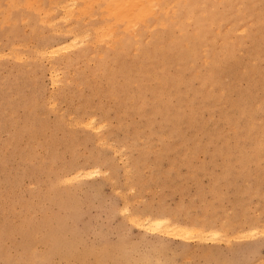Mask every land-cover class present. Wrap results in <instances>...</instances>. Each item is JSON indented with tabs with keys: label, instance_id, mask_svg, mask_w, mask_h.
<instances>
[{
	"label": "rangeland",
	"instance_id": "374dc122",
	"mask_svg": "<svg viewBox=\"0 0 264 264\" xmlns=\"http://www.w3.org/2000/svg\"><path fill=\"white\" fill-rule=\"evenodd\" d=\"M263 231L264 0H0V264H264Z\"/></svg>",
	"mask_w": 264,
	"mask_h": 264
},
{
	"label": "bare ground",
	"instance_id": "6f19581e",
	"mask_svg": "<svg viewBox=\"0 0 264 264\" xmlns=\"http://www.w3.org/2000/svg\"><path fill=\"white\" fill-rule=\"evenodd\" d=\"M136 2L140 1L141 0H135ZM129 3H130V0H129ZM133 3V5H135L136 3H134L133 1L131 2V4ZM70 5V4H69ZM63 16V15H62ZM135 21V20H134ZM136 28V27H135ZM134 28V30H135ZM72 44V43H71ZM62 45V44H61ZM89 119V117L87 118ZM88 122V121H86ZM104 141V140H103ZM83 172H81L82 174ZM86 177V176H85ZM128 210V209H127ZM133 217V219L136 221L137 224H142V221L140 218H136L134 215L131 216V218ZM142 218V217H141ZM130 220V219H128ZM144 225V224H143ZM147 225H150L149 227H153V228H160L161 229V233L164 232L166 234H173V235H180L182 237H191L192 235L195 237H210V239L212 238H217L220 236L218 235L219 231L217 229H214L212 227H209V228H203V227H199V225H197L196 223H187L185 221H181V220H172L170 217H167V216H163V217H160V216H150L148 219H147V222L145 223L144 226H147ZM143 227V226H142ZM158 229V230H160ZM252 230L256 231L254 228H252ZM251 230V231H252ZM260 230V229H259ZM154 231V230H153ZM250 231V230H248ZM253 231V232H254ZM258 231V229H257ZM254 232V233H257ZM262 231V230H260ZM151 232V230H150ZM252 232V233H253ZM264 232V231H263ZM261 232V233H263ZM246 234L247 236V233L245 232L243 235H240V238L241 236H244ZM251 234V233H250ZM254 235V234H253ZM175 237V236H174ZM221 237V236H220ZM225 237V236H224ZM223 237V238H224ZM227 237V236H226ZM234 237V236H231V238ZM179 238V237H178ZM230 238V236H229ZM237 238V237H235ZM203 239V238H202ZM209 239V240H210ZM207 240V238H206ZM190 241V240H189Z\"/></svg>",
	"mask_w": 264,
	"mask_h": 264
}]
</instances>
